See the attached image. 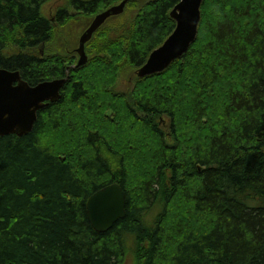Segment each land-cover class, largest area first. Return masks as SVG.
<instances>
[{
	"label": "trees",
	"instance_id": "16d2710c",
	"mask_svg": "<svg viewBox=\"0 0 264 264\" xmlns=\"http://www.w3.org/2000/svg\"><path fill=\"white\" fill-rule=\"evenodd\" d=\"M49 1L0 0V66L31 84L70 76L31 132L0 137V264H264V0H204L189 50L128 91L120 69L134 74L173 32L180 0L128 2L78 68V39L64 55L55 29L121 0H65L56 28ZM190 74L182 95L163 85ZM143 156L151 168L137 173L128 163ZM113 182L126 216L97 232L86 202Z\"/></svg>",
	"mask_w": 264,
	"mask_h": 264
},
{
	"label": "water",
	"instance_id": "95a60500",
	"mask_svg": "<svg viewBox=\"0 0 264 264\" xmlns=\"http://www.w3.org/2000/svg\"><path fill=\"white\" fill-rule=\"evenodd\" d=\"M129 1L141 0H121L96 14L80 32L76 48L79 60L73 68L87 62L89 56L86 44L111 17L122 14ZM202 2L203 0H181L175 5L171 11V16L177 22L173 33L137 69L138 77L163 71L188 51L198 35ZM69 77L54 78L32 85L23 78L19 70L0 66V137L10 134L23 136L31 132L39 110L62 97L61 90ZM111 114L112 110L106 112L107 116ZM126 203V192L118 182L109 183L93 192L87 199V213L94 229L106 232L112 228L119 219L126 216Z\"/></svg>",
	"mask_w": 264,
	"mask_h": 264
},
{
	"label": "rangeland",
	"instance_id": "374dc122",
	"mask_svg": "<svg viewBox=\"0 0 264 264\" xmlns=\"http://www.w3.org/2000/svg\"><path fill=\"white\" fill-rule=\"evenodd\" d=\"M65 3V0H50L49 2L45 3L44 5V12L46 15L48 16H54L56 11H57V8L62 6V4ZM109 8V7H108ZM72 14L76 15L77 12L75 11H72ZM88 18H85L82 16V14L79 16V18H76L70 22H68L66 25H61V26H58V24L56 23L57 21H55V28L56 26H58L56 29H55V32H56V35H57V40H58V43L61 47V49L59 50V52H63V54H72L73 52V48L75 47V44L74 42L78 39L79 35H80V32L82 29H84L87 24H88V21H87ZM77 34V35H76ZM57 52V53H59ZM67 56V55H66ZM72 58V56H71ZM75 59V62L77 61L78 57L77 56H74ZM204 61H202L201 64H203ZM202 66V65H201ZM69 67H73V66H69ZM133 67L130 66V65H126L124 64L123 68L120 69L121 70V74H120V80L118 82V84L115 86L116 89H119L118 88V85L120 82H122V88L120 90L122 91H125L128 86H127V81L125 80L126 79V75L127 73L130 72V70L132 69ZM120 70H117V71H120ZM124 77V78H123ZM196 75L195 74H190L189 75V78L187 81L184 82V80L182 81V83L178 80L176 83L173 82H167L165 81L163 83L164 86H168V85H171V89H177V88H181L180 90V94L182 95L187 87V84L190 82L189 80L191 79H195ZM124 79V80H123ZM155 88H157V86L151 84L147 87V90L152 92ZM212 117H214V114H211ZM183 122V121H182ZM163 123V133L164 135L166 136V138L168 139L169 142L173 141V136L171 134V124L170 122H166L165 120L162 121ZM161 123V124H162ZM182 124V128L185 130L187 129V136L188 138L193 136V126L192 124H189L188 122L186 123H181ZM134 137H131L132 140H133V143L129 144V145H132L136 142V140L138 138H136L135 135H133ZM139 143L141 142L142 144H144V147L146 149H151L152 147L149 145L150 144V140H149V137L144 134V137H143V140H137ZM121 144V142H120ZM128 145V146H129ZM122 146V144H121ZM127 146V145H126ZM149 159L147 157H144L143 156V159L141 160H135V162L132 160V162L130 161L128 163V165L130 166H133L135 168V171L137 173H146L151 167L147 166L149 164ZM138 175H143V174H138ZM185 205V204H184ZM184 205H180V207H184ZM176 208V206H175ZM173 209L172 210V214H173V217L176 216V215H182V210L180 208H177V209ZM186 216V218L188 217V214L184 215ZM176 218H178L176 216ZM125 264H133L132 261H127Z\"/></svg>",
	"mask_w": 264,
	"mask_h": 264
},
{
	"label": "bare ground",
	"instance_id": "6f19581e",
	"mask_svg": "<svg viewBox=\"0 0 264 264\" xmlns=\"http://www.w3.org/2000/svg\"><path fill=\"white\" fill-rule=\"evenodd\" d=\"M126 200H127V193H126ZM86 209H87V202H86ZM111 229V228H110Z\"/></svg>",
	"mask_w": 264,
	"mask_h": 264
}]
</instances>
